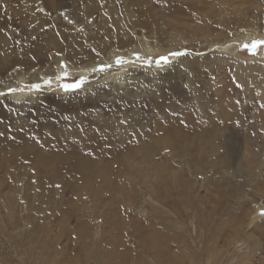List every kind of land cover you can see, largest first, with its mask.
I'll use <instances>...</instances> for the list:
<instances>
[{
  "label": "rangeland",
  "instance_id": "374dc122",
  "mask_svg": "<svg viewBox=\"0 0 264 264\" xmlns=\"http://www.w3.org/2000/svg\"><path fill=\"white\" fill-rule=\"evenodd\" d=\"M181 39L174 50L189 55L158 67ZM254 40L264 0H0V264H192L211 249L264 264V46L244 47ZM120 107L130 124L111 113ZM96 111L116 125L111 138L96 135ZM172 121L191 129L173 149ZM221 125L238 141L210 143ZM136 135L161 153L144 158Z\"/></svg>",
  "mask_w": 264,
  "mask_h": 264
},
{
  "label": "bare ground",
  "instance_id": "6f19581e",
  "mask_svg": "<svg viewBox=\"0 0 264 264\" xmlns=\"http://www.w3.org/2000/svg\"><path fill=\"white\" fill-rule=\"evenodd\" d=\"M115 10V9H114ZM114 12V11H113ZM121 16V15H120ZM119 16V13L118 12H115V16H114V22L115 24L119 27V29L121 30L120 33L122 35H126L127 34V31H125L124 29H122V23H121V18ZM124 16H126L124 14ZM123 16V17H124ZM107 19L104 17L103 19V22L102 24L104 26L107 25ZM114 24V23H113ZM129 33V32H128ZM124 35V36H125ZM212 36V35H211ZM243 36V35H242ZM129 37V36H128ZM205 38L207 37H210V34L209 33H206L204 35ZM242 38V37H241ZM128 40V39H127ZM181 41H183L182 39L181 40H178L177 43L175 44V46L171 49V50H174L176 49L175 47H177ZM230 42V41H229ZM184 43V42H183ZM192 44V43H191ZM221 44V43H220ZM226 44V43H225ZM211 46V45H210ZM214 46V45H213ZM139 49H143L145 51L148 52V54H151L152 53V49L150 48V45L149 44H142L140 45ZM130 49H127L125 52H119L118 54H121V55H127V56H133L131 54H129L128 52ZM170 51V50H169ZM153 54H158V53H153ZM151 54V55H153ZM112 56V55H111ZM215 58L217 60H219V56L218 55H214ZM183 60V59H181ZM109 58H105L104 62H105V65L109 64ZM127 67V66H126ZM132 67V66H131ZM193 73V72H192ZM191 73V74H192ZM193 75V74H192ZM194 75H195V72H194ZM193 75V76H194ZM197 77V76H196ZM139 78V77H138ZM181 79V78H180ZM129 80V79H128ZM197 80V79H196ZM134 82V81H133ZM123 83V82H122ZM96 84V83H95ZM131 84V83H129ZM134 84V83H133ZM183 84V83H182ZM183 87V86H182ZM187 87V86H186ZM259 89H260V95L262 96V98L264 97V81L261 82L259 85H258ZM180 88V86H179ZM172 90V89H171ZM227 90V89H226ZM229 90V89H228ZM184 91V90H183ZM187 91H191L193 93V95H195L196 93H199L201 92L199 89H196L194 87H191L189 88ZM179 92V91H178ZM177 92V90H173L170 94V97L168 99V102L171 104V106L175 107V108H179L180 105H179V101H181V98L179 97L178 99H176L175 102L174 99L173 101L171 100L172 98H174L175 96H180L179 93ZM184 93V92H183ZM153 98H156L158 95L157 94H152ZM188 96V94H187ZM183 99H188L187 97H183ZM228 98V97H227ZM185 101V100H184ZM186 102L189 103V105H193L195 107V102L188 99ZM226 102V101H225ZM125 105V101L123 102ZM140 103H142L143 105V109H147L148 110V107L146 105H149V103L147 101H140ZM143 103H145L146 105H144ZM184 104V103H183ZM124 107H120L118 109H113V111L115 112H111V113H117L118 115L120 114H123V115H126V111L125 109H123ZM95 114L97 115V120H98V124H99V130L96 135H100V134H104L106 135L108 138H111L112 135H113V129L114 127L116 126L110 119L106 118L102 113L96 111ZM162 116L163 117H167L168 115V110L167 109H164L162 112H161ZM223 125V124H222ZM220 126V127H216L215 130H212V132H210L209 134V137H210V140L209 142L210 143H214V142H221L222 140L225 141V142H234V141H238L236 140L235 136H232V137H225L224 135H222V130H224L225 126ZM122 126H125V125H122ZM176 126H179L180 128L176 127ZM251 127V126H250ZM249 127V128H250ZM256 127H253L252 129H250L251 131L255 132L256 131ZM190 126H186V125H179L178 123L176 122H170L169 124V131H170V142L171 144L173 145L172 149L174 148L175 146V140L176 142L179 144V145H183L184 142H188L184 139L183 137V134L189 136V132H190ZM195 131H196V135L198 136V138H202V137H205L204 136V129L201 128V127H195ZM252 132V133H253ZM231 134V133H230ZM2 142L4 140H1ZM132 142L134 145H142L144 147V152H143V156L144 158L146 159H151V152H152V156H155L157 154H160L161 153V149L159 147H155L153 143H146V144H143L140 140V137L138 135H136L133 139H132ZM4 143V142H3ZM2 143V144H3ZM196 141H192L191 140V143L189 144L188 146V149L192 150V151H196L198 149V147L195 146ZM1 147V146H0ZM134 152L131 151L129 153V155H132ZM3 164L0 162V166H2ZM80 167L81 169L84 171V173L86 175H92L93 174V168H94V165L93 163H90V164H87V163H80ZM200 172V171H199ZM12 177H16L14 176L13 174H11ZM18 179V178H17ZM16 179V180H17ZM1 189H0V194H1ZM14 193V192H13ZM27 200L29 201L28 202V206L32 203L30 200H33L34 198H31V196H26ZM257 217V214L255 216V218ZM210 222H207V226ZM215 232H216V229H215ZM73 232L70 233V235L72 234ZM84 245H88L87 242L84 241ZM83 245V246H84ZM4 247L3 245L1 244L0 242V252L4 251ZM230 259L225 256L224 254L220 253V252H215L213 251L212 249L209 250L207 253H206V256L202 258V256H193L192 258V264H227L228 261ZM240 261L241 260H237L236 264H240ZM264 263V262H263Z\"/></svg>",
  "mask_w": 264,
  "mask_h": 264
},
{
  "label": "snow or ice",
  "instance_id": "6c2138e0",
  "mask_svg": "<svg viewBox=\"0 0 264 264\" xmlns=\"http://www.w3.org/2000/svg\"><path fill=\"white\" fill-rule=\"evenodd\" d=\"M261 46H264V40H254L250 44L244 45L245 48H251V49H257ZM187 55H189V53L186 49L183 51H181V50H170L167 52L166 55L159 56V58L156 60V64L158 67H161V68H163L165 66H171L173 64L174 60H177L181 57H185ZM65 75H66V73H65ZM84 82H85L84 78L81 77L75 83H63L60 86L65 92H68V91H71L73 89H79L84 84ZM44 83L48 84L50 86L52 81L51 80H45ZM237 87H242V85L237 84ZM32 88L38 90L40 88V85L34 84L31 86V88L29 90H31ZM8 91L9 92H16V91H23V89L9 88ZM4 95H5V93L0 92V96H4ZM237 103H239V101H237ZM118 120H119V123L121 125L130 124L131 117L128 115H123V116L119 117ZM0 135H2V134H0ZM58 187H59V185H58ZM261 216H264V212H261Z\"/></svg>",
  "mask_w": 264,
  "mask_h": 264
}]
</instances>
